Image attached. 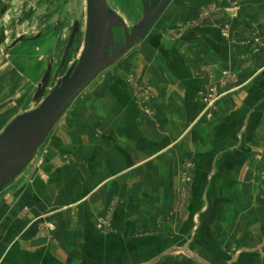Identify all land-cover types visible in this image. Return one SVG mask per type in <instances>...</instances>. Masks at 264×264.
<instances>
[{
  "label": "rangeland",
  "instance_id": "rangeland-1",
  "mask_svg": "<svg viewBox=\"0 0 264 264\" xmlns=\"http://www.w3.org/2000/svg\"><path fill=\"white\" fill-rule=\"evenodd\" d=\"M183 1L105 0L109 17L105 22L102 56L117 53L125 44L123 31L114 17L123 21L132 44L78 93L50 132L67 117L85 126L93 110L100 107L101 112L99 104L109 101V95L122 106L127 105L128 118L137 116L144 121L143 155L127 159L128 163H143L124 174L123 183L115 181L110 190L106 216L111 219L116 210L124 209L119 214L122 221L101 226L102 223L98 228L102 237L110 239L112 264L119 261L121 264H198L184 254L186 251L210 264H264V247L254 254L243 252L264 240V168L255 167L253 171L249 158L247 162L242 158L228 168L223 165L218 175L209 168L202 170L204 159L197 154L203 149L201 137L207 138V147L215 149L217 128L224 135L229 134V126L225 124L235 110L222 105V101L243 89L248 92V85L255 83L260 74L252 76L241 72V67L234 69L235 63L225 65L219 72L214 71L211 63H197L195 75L201 80L197 117L205 125H191L182 135L172 147L177 154L173 161L169 159V167L164 155L150 158L166 147L167 129L188 128L154 122L156 118L169 117L167 112L158 110L159 97L153 87L160 85L159 75L168 76L174 69L176 42L188 32L207 35L214 30L200 28L218 23L216 31L227 45L244 49L246 44L238 43L229 25L221 23L222 15L217 14L216 6L209 4L194 18H188ZM87 34L88 0H0V135L17 116L35 110L76 73ZM261 50L259 45L252 53L257 55ZM127 129L134 127L130 125ZM21 149V145L14 144L0 154V184L15 178L16 172L10 170L9 175L7 165L20 170L32 155L16 161L15 156ZM229 159L226 154L223 164ZM152 160H155L154 166ZM212 181L226 185L225 201L217 200L205 207L198 186ZM250 183L255 185L254 195ZM255 195L254 202L259 204L253 205ZM134 207L136 212L129 213ZM132 222L142 226V233H131ZM197 223L200 228L196 230ZM156 243L161 248L158 254Z\"/></svg>",
  "mask_w": 264,
  "mask_h": 264
},
{
  "label": "crops",
  "instance_id": "crops-1",
  "mask_svg": "<svg viewBox=\"0 0 264 264\" xmlns=\"http://www.w3.org/2000/svg\"><path fill=\"white\" fill-rule=\"evenodd\" d=\"M209 4L217 7V14L222 15L221 23L229 25L238 43H246L245 48L227 45L216 31L218 23L210 27L205 24L200 28L214 30L207 35L188 32L176 42L174 69L168 76L159 75L156 81L160 85L153 87L159 97L158 110L164 114L167 112L169 117L162 114L164 117L156 118L154 122L161 126L188 128L181 131L167 129L166 147L150 158L164 155L166 167H169V159L173 161L177 154L172 147L182 139V135L189 131L191 125H205L197 117V93L201 81L195 75L198 65L208 62L214 66V71L219 72L225 65L235 63L234 69L241 67V72L246 71L252 76L258 73L260 77L248 85V92L243 89L236 96L222 101V105L235 110L225 124L229 126V134L224 135L222 129L217 128L215 149L207 147V138L201 137L203 149L197 154L204 159L202 170L209 168L218 175L222 173L223 165L228 168L233 161L242 158L246 162L249 158L253 171L255 167L261 170L264 168V0L183 1L188 18H194ZM259 45L262 50L254 55L253 48ZM109 96V101L99 104L101 112L99 107L90 113L85 126L81 125L84 123L78 125L69 117L62 118L58 127L24 161L20 170L12 168V165L6 166L9 175L11 172H16V175L13 180L6 179L0 184V264H112V249L108 246L110 239L102 237L98 228L102 223L101 226L122 221L119 214L124 209L116 210L111 219L106 216L110 190L115 181L123 183V176L125 178L143 163H128L127 159L143 155L144 121L137 116L128 118L127 105L122 106L115 101L116 98ZM130 125H133V130L127 129ZM179 133L180 136L175 137ZM226 154L230 159L223 164L222 158ZM254 157L263 160L258 161ZM151 164L154 166L155 160ZM245 171L251 173L246 167ZM225 188L226 185L224 187L217 181L199 183V197L205 207H210L217 200L225 201ZM250 188L254 195L255 185L250 183ZM254 200L256 195L252 204H259ZM262 202L264 205V200ZM136 210L131 208L129 213ZM196 227L197 230L200 225L197 223ZM141 228L140 224H130L131 233H142ZM155 245V253L158 254L161 248L158 243ZM263 247L264 240L243 252L254 254ZM184 254L198 264H210L189 251ZM236 258L234 255L233 259Z\"/></svg>",
  "mask_w": 264,
  "mask_h": 264
},
{
  "label": "water",
  "instance_id": "water-1",
  "mask_svg": "<svg viewBox=\"0 0 264 264\" xmlns=\"http://www.w3.org/2000/svg\"><path fill=\"white\" fill-rule=\"evenodd\" d=\"M105 0H88V34L80 67L56 89L50 98L28 114L17 116L0 135V154L10 145H21L15 159L21 160L36 151L72 100L87 87L109 63L121 57L131 46L132 38L119 17L125 44L117 53L103 57L102 47L106 19Z\"/></svg>",
  "mask_w": 264,
  "mask_h": 264
}]
</instances>
